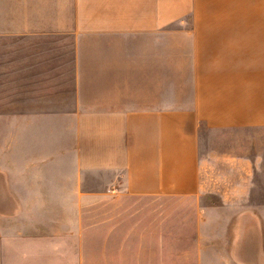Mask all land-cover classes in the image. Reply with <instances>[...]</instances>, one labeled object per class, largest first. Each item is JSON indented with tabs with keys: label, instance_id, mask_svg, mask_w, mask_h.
Wrapping results in <instances>:
<instances>
[{
	"label": "crops",
	"instance_id": "1",
	"mask_svg": "<svg viewBox=\"0 0 264 264\" xmlns=\"http://www.w3.org/2000/svg\"><path fill=\"white\" fill-rule=\"evenodd\" d=\"M0 42L2 100L46 102L14 114L74 135L66 157L19 161L32 172L0 162V264L230 259L173 253L117 203L200 195L204 130L264 136V0H0Z\"/></svg>",
	"mask_w": 264,
	"mask_h": 264
},
{
	"label": "rangeland",
	"instance_id": "2",
	"mask_svg": "<svg viewBox=\"0 0 264 264\" xmlns=\"http://www.w3.org/2000/svg\"><path fill=\"white\" fill-rule=\"evenodd\" d=\"M1 51L0 42V56ZM39 71L50 72L48 69L32 72ZM37 79L50 81L44 76ZM14 88L12 85L15 93ZM45 103L3 101L0 88V111L10 108L12 113L0 116V146L3 136H10L5 152L0 150V162L4 156L10 159L12 175L22 172V169L34 171L33 165H20L22 159L29 163L30 158L38 155L52 158L68 156L67 147L74 142V135L72 131H65L67 126L61 132L57 131L60 125L64 127L67 124L64 119L15 115L20 108L21 113L33 112L32 108ZM36 140L39 147L34 144ZM200 142L204 147L202 161H205L200 195L136 200L121 198L117 205L126 216L123 219L164 224L151 230L164 232L165 236L168 233L164 240L154 239V243L163 241L173 253L218 252L230 255V259L221 262L224 264H264V136L257 130H204ZM53 167L60 171L66 166ZM46 170L49 169L44 168ZM88 204L97 206L98 198H92ZM127 210L132 214L125 213ZM98 216L97 209H94L91 218L98 219Z\"/></svg>",
	"mask_w": 264,
	"mask_h": 264
}]
</instances>
